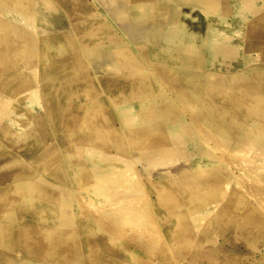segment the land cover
<instances>
[{
    "label": "rangeland",
    "instance_id": "obj_1",
    "mask_svg": "<svg viewBox=\"0 0 264 264\" xmlns=\"http://www.w3.org/2000/svg\"><path fill=\"white\" fill-rule=\"evenodd\" d=\"M70 1L71 3H67V0H0V11L3 9L2 11L7 13L6 9H8L18 13L20 17L27 19L37 27L40 37L39 42H35L23 28L8 22L7 18H3L2 13L0 14V147L3 144L0 149V158L5 157L4 152H6L5 147L7 146L13 145L14 148H19L24 145V142L37 141L39 146L43 144L47 150L49 147L55 146L53 150H49L48 155L56 158L60 156L59 165L64 164L65 161L61 158L62 149L57 146L59 135L53 128V124L56 122L52 115L55 113L70 114L68 119L65 116L68 122L63 126V129L72 128L79 131V137H74L76 132H71L72 137L67 139L68 142H71L73 138L84 139L90 120L94 122V125H91L93 132L88 133L99 137L101 116L107 111L114 114L113 109L116 110L114 101L115 104H120L126 99L125 102H131L135 107L137 100L133 99V84L127 83V81L132 78H142L144 75L153 77L156 83L153 85L154 90L151 96L145 92L144 86L134 94L139 99L155 97L157 103L147 104L151 105L148 110L152 112L147 111L148 115L146 114L145 119H149L150 123L139 125L142 120L130 119L125 122L131 124L126 125L116 113L120 121L119 129L117 130L115 126L113 130L108 129L109 140L113 141L112 147L108 150L104 149L105 152L98 148L97 152L94 148L83 145L81 146L83 150L79 146L76 148L77 154L74 150L72 152L74 155L71 157L74 159V156L77 155L75 157L79 159H74L78 165L72 164L69 169L70 173L76 175L74 181L76 186H79L77 193L81 199L80 207L84 210L88 209L89 213L98 219L96 221L98 224L94 223V226H97L96 231L90 233V236L99 238L102 235H107L114 246L119 245V251L126 256L124 261L119 262L120 264H264V201L258 193L260 191L264 198V186L261 185L258 189L256 181H248L243 176L247 168L248 172H252L251 168L255 169L256 165H262L264 168V143L263 147H251L252 140L244 135L245 132L264 131V6L247 7L246 16L251 15L252 17L247 19L243 35L235 38L234 43L229 47L220 45L209 49L200 39L197 40L199 44L202 43L199 45L200 47H191L187 41L189 35H181L178 29L161 31L158 34V44H162L164 47L165 45L172 46L167 53H162V55L175 63L187 60L189 67L172 69L166 62L151 63V66H154L153 69L146 67L139 71L138 69L107 68L106 60L100 58L102 54L105 55L110 51L108 50L110 48L117 51V47L121 44L123 50L130 56L142 57L138 47L127 40L128 37L123 36L118 27L114 18L115 13L110 11L111 7L114 8L115 3H110V0ZM182 1H184V6L191 9L186 10L188 15L183 13L180 18L192 32L201 37L205 34L209 20L214 22L216 19L206 18V14L201 10L203 5L200 1L192 2L190 0L189 3L185 0ZM208 1L213 11L224 9L227 12H231L237 2V0H233V3H230L232 0ZM262 2L264 4V0ZM69 4L70 7L74 5L77 7V13H75L77 15H72V17L75 16L76 22H71V24L65 17L58 19L60 11L68 14ZM88 5L93 10L92 12L88 11V15H86L84 12ZM197 9L204 18L201 19L198 16ZM244 16L245 14L242 15V17ZM194 18L196 19L194 20ZM166 24L168 23L164 25L166 26ZM108 31L111 33L105 36ZM87 34H90L89 40H93L96 44L93 54L84 51L89 43H93L85 42ZM60 38L65 39L66 41L63 40V42L67 45L69 38L74 50L65 56L53 57L49 63L42 58L37 66H27V60L35 56L37 46L41 53L47 52L44 41L56 42L60 41ZM99 44H102L100 45L102 48H99ZM108 46L111 47L107 48ZM72 61L78 63L77 70L70 69L71 71H68L67 67L72 65ZM116 66L118 65L116 64ZM109 75L125 79L123 85L120 86L123 88L121 95L111 96L107 93L101 78ZM173 76L177 83L172 84L168 78L166 79V77ZM182 76L189 77L188 84L183 83ZM52 77H55V80ZM33 81L37 82L33 83ZM85 84L87 85L85 86ZM26 86L37 87L42 105L32 113L27 112L24 107H19L18 111L25 112L31 122L29 126L26 122H20L23 127H26V134L29 135L21 138L19 136L8 142L4 139L5 136L2 132L4 111L1 103L5 99L17 98ZM89 86H95L99 92V97L94 102L87 100L82 92L83 88L86 90ZM134 87L137 89L139 86L135 85ZM116 112L118 111L116 110ZM59 118L57 119L59 120ZM220 127L227 129L228 134H221ZM42 130H45V136L41 132ZM136 136L138 137L137 142H139L138 148L134 143ZM259 139L264 142V137ZM117 145L124 147L117 149ZM79 148L82 150V156L78 155L81 152ZM90 152L93 154H89ZM205 153H210L209 156L212 154L211 157H217V159L212 157V161L222 163L232 171L233 183L238 182L239 185L242 183V190L232 187L228 198L220 201L216 209H214V195H209L208 198L196 197L195 194L198 192L187 190V186L177 188L173 185L174 175L185 169H191L194 160ZM65 156L67 157L66 153ZM104 156H108L109 159ZM133 157L139 158L134 159ZM67 159L71 158L67 157ZM127 165L141 177V180L132 175L128 179L132 182L129 181L130 183L125 184L129 175H123L124 172L122 174L121 169L120 171L118 169ZM81 166L83 169H87L86 174L81 170ZM109 166L115 168L110 169ZM102 168L104 170H101ZM28 169L33 171L31 167ZM54 169L55 167H52L51 171L53 172ZM131 170L129 173L132 172ZM111 171L115 172L117 177L112 178L115 173ZM88 172L95 175H88ZM118 172L123 177H118L120 176ZM48 174L52 175V173ZM106 175L107 177H105ZM108 175L112 179H117V182L110 181ZM123 178L124 182H122ZM105 179L108 180L104 181ZM107 181L112 184L108 185ZM212 181H214V186L219 184L217 188H220L228 180H223L218 176L216 179L210 180V182ZM88 182H94L96 185L89 183L87 186ZM113 182L115 184L120 182V185L117 186ZM91 185L94 187L91 188ZM193 185L191 186L193 187ZM85 186L88 187L85 189L87 191L84 190ZM95 186H102V189L97 187L100 191H96ZM211 186L213 187V184ZM111 188H115L114 191L119 188L117 194H120L119 190L122 191L123 188L121 194L124 196L116 195ZM160 190L164 191L166 196L163 193L160 198ZM125 195L131 196L134 203L128 201L127 199L131 200V198L125 197ZM217 195L219 196V194L215 196ZM86 196L89 202L85 201ZM135 196L140 198H135ZM120 197L123 198L122 201ZM114 198H119L117 200L121 203L117 205L119 201L115 202ZM134 198L141 199L140 201L136 200L138 204L147 199L152 212L154 211L156 214L157 223L165 235L167 244L160 240L159 229L156 225L151 224L153 218H151L150 212H144L143 218L145 219H137L141 218L142 214L138 208L141 211L144 208L141 205L143 203L140 206L135 205ZM90 201L93 202L90 203ZM125 202L127 205L124 204ZM130 202L133 205H130ZM89 205L94 207L90 208ZM121 208L132 210L134 218L130 222H123L124 214L116 216L118 212H121ZM256 210L257 213H255ZM138 213L139 215H137ZM148 218H151V222ZM102 220L104 222L100 223ZM142 221L150 223L147 226L146 223L143 225ZM206 223L207 225L202 229ZM117 225L118 227L122 226V229ZM124 225L131 226L132 235L125 236L121 240L117 234L123 230ZM233 226L236 228L238 238L247 242L246 244H228V237L234 231L230 227ZM116 229L119 230L116 231ZM251 234L252 236H250ZM134 251L136 253H133ZM51 253L50 251L38 263L14 260L12 264H59L51 257ZM95 254L92 252L90 258L92 259ZM136 254H139L140 257L137 258ZM104 264H118V262L116 258H109Z\"/></svg>",
    "mask_w": 264,
    "mask_h": 264
},
{
    "label": "crops",
    "instance_id": "obj_2",
    "mask_svg": "<svg viewBox=\"0 0 264 264\" xmlns=\"http://www.w3.org/2000/svg\"><path fill=\"white\" fill-rule=\"evenodd\" d=\"M193 1L199 2L201 0ZM67 3H71V1L67 0ZM110 3H115L114 8L111 7L110 11L115 13L114 18L122 35H126L128 37L127 40L133 42L138 47L142 57L134 58L130 56L123 50L122 44L117 47V51L111 50L113 48L108 46L107 48H110L108 49L110 51L107 50L108 52L105 55L102 54V57H100L106 60L107 68L138 69L140 71L141 68L146 67L153 69L154 66H151V63L165 62L169 63L168 67L172 69L189 67L187 60H182L181 63H175L173 60L166 59L162 53H167L172 46L165 45L164 47L162 44H158L157 41L158 34H160L165 23H171L181 12L189 14L186 10H190V8L184 6V1L110 0ZM139 3L144 4L143 13H140V10L136 8V5ZM230 3H233V0ZM85 9L86 12L84 14L86 15H88V11L92 12L93 10L90 5L86 6ZM129 9L132 10L130 11ZM68 10H70L67 14L68 16L64 11H60L58 19L65 17L69 24L76 22L75 16L72 17V15L77 13L76 5L70 7L69 4ZM197 11L199 13L198 16L201 19L204 18L198 9ZM193 14L196 13L193 12ZM162 18L163 21H161ZM109 33L111 32H106L105 36ZM171 35L173 36V34ZM86 36L85 42L91 41L93 43H89L84 48V51L86 53L89 51L93 54L95 51L93 48L96 44L93 40H89L88 36L90 34ZM59 40L66 41L62 38ZM68 43V52H72L74 46L69 38ZM100 45L102 44H99V48H102ZM77 67L78 63L72 61V65L68 66L67 70H77ZM162 72L166 73V71ZM167 78L172 84L177 83L174 81V76ZM52 79L55 80V77H52ZM181 79L183 83H189L187 80L189 79L188 76H182ZM124 81L125 79L115 78L112 75L101 78L102 84L111 96L121 95L123 88L120 86L123 85ZM127 83L133 84V99L137 100L135 109L138 110L140 105L138 102L139 98L135 97L134 94L140 87L144 86L145 92L151 96L154 90L153 85L156 81L153 77L144 75L142 78H132ZM135 85L139 87L135 89ZM82 92L85 98L91 100V102L96 101L99 97V92L95 86H89L86 90L83 88ZM113 111L114 114L107 111L101 116V138H99L100 136L98 137L92 133H88L93 132L91 131V125H94L93 120H90L89 125H87L86 129L88 132L85 133V138L77 139L79 137V131L73 130L72 128L63 129V126L68 122L65 116L68 119L70 114L59 115L55 113L52 115L54 117L53 120L56 122L53 124V128L57 130L56 132L59 135L57 146L62 149L61 158L67 164L64 162V164L59 165V162H61L60 156L56 158L48 155L49 150H53L55 146L49 147V150H47L43 144L39 146L36 140V142H22L24 145L22 147L18 146L19 148L16 147L17 150L13 145L5 147V157L0 158V264H12L14 260L38 263L50 251L52 252L50 254L51 257L59 264H104L109 258H116L118 264H120L119 262L125 260V254L119 251V245L114 246L111 243L110 237L102 235L99 238H92L90 236V233L96 231L97 226H94V223L98 224L96 222L98 219L89 213L88 209L84 210V208L80 207L81 199L78 196V187L74 181V176L76 175L75 173H70L69 169L72 164L74 165L77 162L67 159L65 156V149L69 146L85 145L94 148L97 152L98 148L102 152H105L103 151L104 149L108 150L112 147L113 141L111 142L109 140L108 129L113 130L115 126L118 130L120 123L115 108ZM41 132L45 136V130ZM71 132H76V135L73 136L77 138H73L71 142H68L67 139L72 137ZM47 134L49 133L47 132ZM135 138L134 143L138 148V137L136 136ZM124 146H126V143H124ZM124 146L117 145L116 148H123ZM104 157L109 159L108 156ZM28 167H31L33 171H30ZM52 167H55L53 172L51 171ZM48 173H52V175L49 176ZM163 193L166 196L165 192L160 190V198ZM84 199L86 202H89L87 196ZM103 222L104 220L100 221V223ZM206 225L207 223L202 229ZM51 229L52 231H50ZM230 229H234V231L228 237V244L237 245L247 243L241 240V238H238L235 226L230 227ZM92 252L96 254L91 259Z\"/></svg>",
    "mask_w": 264,
    "mask_h": 264
},
{
    "label": "bare ground",
    "instance_id": "obj_3",
    "mask_svg": "<svg viewBox=\"0 0 264 264\" xmlns=\"http://www.w3.org/2000/svg\"><path fill=\"white\" fill-rule=\"evenodd\" d=\"M185 2L189 3L190 0H185ZM208 2H209L208 0H201L200 1V3L203 5L202 6L203 8H201V10H202V12H204L206 14V18L207 19L211 17V18H214L216 20L214 22L212 20H209V22H208V24L206 26V29H205V34L202 35L201 37H198V35L196 33L192 32L189 29V26L188 25H185L184 24L183 19L180 18V17L183 16V12H181V14L179 13L180 15L177 18V20L172 21L171 23L166 24L167 26L164 27L163 30L161 29V31L167 32V31L172 30V29H178L181 32V35L182 34L189 35V39L187 41H188V44L191 47H197L198 48V47H200L199 46L200 44L202 45V43L205 46H207L209 49H213V48H215V46H220V45H223V46L226 45L227 47H229L231 44L234 43L235 38H238L241 35H243V32L246 29L247 19H249V18L252 17L251 15L246 16L245 10H247V7L248 6L249 7L250 6L251 7L254 6V8H255L256 5L257 6H260V7L264 6V4H262L263 3L262 0H237V2L235 3V5L233 7V10L231 12H229V11L227 12L224 9H216V11H213L212 10L213 8L212 9L210 8L211 5ZM143 6H144L143 3H141V4L139 3V4L136 5V8L138 10H140V13H143L144 12ZM214 8H217V7H214ZM254 8H252V9H254ZM248 9H250V8H248ZM2 10L0 11V14L2 13V17L3 18H5V19L7 18L8 22H11L12 24H15V25L20 26L21 28H23V30L25 32H27L28 34L31 35V37L33 38V40L35 42H37V43L39 42V38L40 37H39V34L37 33V27L34 24H32L31 22H29L27 19L20 17L18 15V13H15L14 11H11V10L6 9V12L7 13H4ZM263 10H264V8H263ZM259 11H262V10H259ZM184 14L185 15H188L186 13H184ZM243 14H245L244 17H242ZM247 14H249V13H247ZM255 15H256V13H255ZM195 19L196 18H194V20ZM41 38H43V37H41ZM198 39H200L202 43L199 44L197 42ZM44 45L47 48V52L41 53L40 50H39V48H38V46H37L36 47V49H37L36 54H35V56L32 59H28L27 60V63H26L27 66L28 65H32L33 67H35V65L37 66L38 62L42 58L46 59V61L49 63V62H51V60L53 59V57L58 58V57L65 56L67 54V52L69 51L68 45L65 42H63V41H56V42H53V41H44ZM197 48H196V50H197ZM192 56H195V55H192ZM31 70H34V69H31ZM32 73H34V72H32ZM35 74H37V73H35ZM32 76H34V75H32ZM28 80H29V78H28ZM29 82H30V80H29ZM34 82H37V81H33V83ZM38 95L39 94H38L37 87H34V86H32V87L26 86V88L21 92V94L19 96H17V98H12V99H9V100H6L5 99V100L2 101L1 106H2V110L4 111V126L2 127V132H3L4 136H5L4 137L5 140H7L8 142H10V141H12L13 138H16V137H19V136L21 138L23 136L29 135V134H26V127H23L20 122L21 121L26 122L28 126L31 124V122H30V120L27 117V115H26L25 112H21L20 113L18 110H19V107H24L27 110V112H29V113L35 112L36 111V108H40L41 105H42L41 104V98ZM125 100L123 102H121L120 104H114L115 107H116V110L118 111L117 114H119V116L121 117V119L124 122L126 120H130V119L131 120H134V121L138 119V120H142V122H140L139 125H145V124L150 123V120L149 119H145V116L148 115L147 111H151V110H148V109L151 108L150 106L153 105V104H155V102H156L155 97L154 98H150V99H142V98L139 99L138 102H140V108L138 110L135 109V107H133V104L131 102H125ZM170 100H172V99H170ZM168 102H170V101H168ZM150 103H152V104L151 105H147V104H150ZM165 104H167V103H165ZM171 106H172V104H171ZM125 124H126V122H125ZM128 124H131V123H128ZM128 124H126V125H128ZM180 125H181V123H180ZM219 130H220L219 132L221 134H223V135H227L228 134L227 129H225L223 127H220ZM217 134H219V133H217ZM244 135H246L248 138H250L252 140V142L250 144L251 147H257V146H262L263 147L262 144L264 142H262V140L259 139L260 137H264V131L263 130H256V131H252V132H245ZM139 137H140V135H139ZM4 139H3V142H5ZM79 147H81V146H79ZM76 148H78V146H69V147H67L65 149V153H66L67 157L68 158H71V160L77 159L75 157L77 155L74 156V159L72 158L73 157L72 155H74V154H72V152H73V150H74V152H76L75 151ZM82 148L83 147H81V149ZM88 148H90V147H88ZM79 150H80V148H79ZM82 150H80L81 152L78 153V155H81L82 156V154H83L82 153ZM93 152H95V151H93ZM93 152L92 153L90 152L89 154H93ZM237 153H239V152H237ZM76 154H77V152H76ZM208 154H210V153H205V154L201 155L199 158L195 159L194 160L193 167L191 169H185V170L181 171L179 174H175L174 175L173 185L175 187H177V188L182 187L184 185L187 186L186 187L187 190H193L195 192H198L197 194H195L196 197H203V198L206 197V198H208L209 195H214V198H213V200H214V209H216V206H217L218 203H220V201H222L225 198L226 199L228 198L230 189L232 187H235L237 189L242 190V188H241L242 183H241V185H239L238 182L233 183L232 182V180H233L232 171L227 166H224L222 163H218L216 161H212V157H213V156L211 157L212 154L210 156ZM263 156H264V152H263ZM78 158H80V157H78ZM213 158H216L217 159V157H213ZM77 160H79V159H77ZM82 160H83V158H82ZM113 166H115V165H113ZM84 167H86V166H84ZM253 167H255V166H253ZM109 168H110V166H109ZM112 168H115V167H111L110 169H112ZM84 169H83V166H81V170H83L85 172L87 169H85V170ZM120 169H121V171H120ZM251 169H253V170H251L252 172H250V171L248 172L247 171L248 168H247V170L243 173V176L248 181H250V180H252L251 182H255L256 181V184L258 183V186H259L258 189H260V186L261 185L264 186V168L262 167V165H259V166L256 165L255 169L254 168H251ZM81 170H79L80 173H81ZM101 170H104V168H102ZM129 170H131V167L128 166V165L125 166V167H123V168L122 167L121 168L119 167V169H118V171H120L121 173L124 172V174L122 173L123 175H126V176L129 175L127 177V180L130 179L132 177V175L136 179L141 180V177L137 173H134L132 170H131L132 172L129 173ZM125 171H126V173H125ZM111 172H113V171H111ZM120 172H118L119 175H120ZM86 173L87 172H85V174ZM113 173H115V172H113ZM127 173H129V174H127ZM81 174L83 175V173H81ZM122 174L120 176H118V177H121ZM88 175L94 176L95 174L93 175V174H90L89 173ZM92 176H89V177H92ZM102 176H104V175H102ZM111 176H112V174H111ZM218 176H220L221 178H223V180H228V181H226V183H224V186L223 187L220 186V188H217V186H219V184L216 183L217 185L214 186V181L210 182V180H214V178L216 179ZM105 177H107V175ZM114 177H117L116 176V173H115V176H113L112 178H114ZM112 178L110 177L109 180L110 181L111 180H113V181L114 180L115 181L117 180V179H112ZM103 179H102V181H103ZM120 179H122V178H120ZM106 180H108V179H105L104 181H106ZM124 180L125 179L123 178V181L122 180L121 181L124 182ZM127 180H126V183L125 184H128V183L132 182V180H128V182H127ZM80 181H82V178H80ZM97 181L99 183H101L100 180H97ZM110 181H107V182H109L108 185H111L112 184V183H110ZM89 183L90 182L86 183L87 186H88ZM90 184H94V182H91ZM114 184H113V186H114ZM192 184H194L193 187L191 186ZM211 184H213V187L211 186ZM79 185H81V183H79ZM84 185H85V183H84ZM94 185H96V183ZM94 185L93 186L91 185V188L94 187ZM115 185L119 186L120 185V182H119V184L117 183ZM121 185H123V184H121ZM95 187H96V191H100L98 188H101L102 186H100V187L99 186H95ZM107 187H109V186H107ZM87 188L85 186L84 190L87 189ZM119 188L121 189V187H119ZM111 189H112V191H114L113 189H115V188H111ZM118 189H117V191H118ZM105 190L107 191V189H104V191ZM85 191H87V190H85ZM117 191H114V193H116ZM122 191H123V188H122ZM122 191L119 190V193L120 194H117L116 193V195H122L121 194V193H123ZM107 192H109V191H107ZM92 193H94V192H92ZM258 193L260 195V198L264 201V198L261 196L262 193L260 194V191ZM216 194H219V196L218 195L215 196ZM123 196L124 195H122L121 197H123ZM125 197H128V196L125 195ZM112 198H113V195H112ZM128 198H131V200L127 199L128 201H132L133 200L131 196H129ZM135 198H140V197H136L135 196ZM117 199H119V198H116V199L114 198V201L115 200H116L115 202L119 201ZM143 199H145V198H143ZM122 200H123V198H121V201ZM127 200H125V201L127 202ZM136 200L140 201L141 199H135L134 201H136ZM121 201H119L117 205H119V203H121ZM138 201L135 202V205L137 204V205L140 206V204L143 203L144 205L143 204H141V205H142V208H144V209H142V211H141V209L138 208L139 212L142 213V214L140 216L141 218H137V219H141V220L142 219H145V218H143L144 217L143 215L145 213H149L150 212L151 213V216H152L151 218H153L151 221H153V222L150 221L151 218L150 219L148 218L149 221L151 222V224L156 225L157 229H159L158 230V235H159L160 240H162L163 242H165L167 244L165 235L161 231V229H160V227H159V225L157 223L156 214H154V211L152 212L151 206H150L149 202L147 201V199L144 200L145 202L143 201V202H141L139 204H138ZM92 202L90 201V203H92ZM126 202L124 204L127 205ZM90 203H88V204H90ZM102 203H103V201H102ZM132 203H134V202L132 201ZM111 204H112V202H111ZM111 204H108V205L111 206ZM114 204H116V203H114ZM129 204L130 205H133V204H131V202ZM91 207L93 208L94 206H90V208ZM96 210H98V208H96ZM255 213H257V210L255 211ZM121 214H124V216L122 217V220H123L124 223L130 222L134 218V214H133V212H132V210L130 208H124V209L121 208V212H118V215L116 214V216H121ZM137 215H139V213ZM100 216H101V214H100ZM142 222H143V225H145V223H146L147 226L150 223V222L147 223V222H144V221H142ZM117 227H118V225H117ZM120 227H118V228L122 229V226H120ZM130 227L131 226H129V225H126V226L124 225L123 230H120V233L117 234V237H119L122 240L123 237H125V236L128 237V236L132 235L131 234L132 233V229ZM142 228H144V227H142ZM118 230L119 229H116V231H118ZM144 231H146V230H144ZM131 237H130V239H131ZM133 253H136V252L134 251ZM136 256H137V258L140 257L139 254H136Z\"/></svg>",
    "mask_w": 264,
    "mask_h": 264
}]
</instances>
